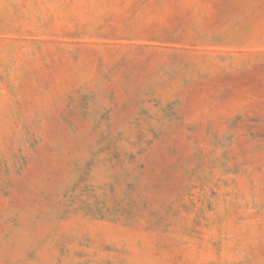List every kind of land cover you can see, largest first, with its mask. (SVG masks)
I'll return each instance as SVG.
<instances>
[{"label": "rangeland", "instance_id": "374dc122", "mask_svg": "<svg viewBox=\"0 0 264 264\" xmlns=\"http://www.w3.org/2000/svg\"><path fill=\"white\" fill-rule=\"evenodd\" d=\"M0 264H264V0H0Z\"/></svg>", "mask_w": 264, "mask_h": 264}]
</instances>
